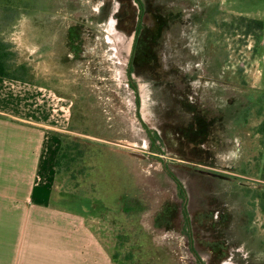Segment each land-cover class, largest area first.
I'll list each match as a JSON object with an SVG mask.
<instances>
[{"label": "rangeland", "instance_id": "rangeland-1", "mask_svg": "<svg viewBox=\"0 0 264 264\" xmlns=\"http://www.w3.org/2000/svg\"><path fill=\"white\" fill-rule=\"evenodd\" d=\"M255 4L0 0L14 61L65 99L56 190L114 264H264Z\"/></svg>", "mask_w": 264, "mask_h": 264}, {"label": "crops", "instance_id": "crops-1", "mask_svg": "<svg viewBox=\"0 0 264 264\" xmlns=\"http://www.w3.org/2000/svg\"><path fill=\"white\" fill-rule=\"evenodd\" d=\"M254 2L236 14L263 22L264 47V0ZM64 101L46 85L0 77V264H114L95 218L56 190Z\"/></svg>", "mask_w": 264, "mask_h": 264}, {"label": "trees", "instance_id": "trees-1", "mask_svg": "<svg viewBox=\"0 0 264 264\" xmlns=\"http://www.w3.org/2000/svg\"><path fill=\"white\" fill-rule=\"evenodd\" d=\"M240 17L242 19H248L249 23L259 31L258 37H261V32L263 29V22L261 20L247 18L244 16ZM12 47L13 46L0 35V77L33 83L29 81V75L31 73L30 67L27 63H18L14 61L13 56H17L18 53ZM60 138L62 144L55 160V166L57 170L62 159L66 158L65 151L67 150V145H64V139L62 138V136ZM60 194H62V192ZM259 198L262 203V209L264 210V191L259 194Z\"/></svg>", "mask_w": 264, "mask_h": 264}, {"label": "flooded vegetation", "instance_id": "flooded-vegetation-1", "mask_svg": "<svg viewBox=\"0 0 264 264\" xmlns=\"http://www.w3.org/2000/svg\"><path fill=\"white\" fill-rule=\"evenodd\" d=\"M145 18V17H144Z\"/></svg>", "mask_w": 264, "mask_h": 264}]
</instances>
